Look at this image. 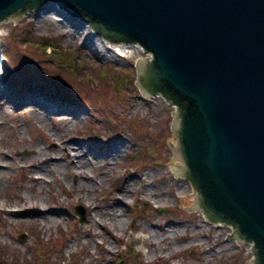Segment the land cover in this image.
<instances>
[{"label": "rangeland", "instance_id": "rangeland-1", "mask_svg": "<svg viewBox=\"0 0 264 264\" xmlns=\"http://www.w3.org/2000/svg\"><path fill=\"white\" fill-rule=\"evenodd\" d=\"M47 5L56 11V22L37 25L36 9L20 21L1 24L0 75L2 64L10 87L19 84L21 94L33 91L32 96L37 90L50 91L58 103L70 101L79 116L68 131L53 136L51 128L61 127V116L44 110L43 123L30 103L15 106L0 93V151L6 153L0 155L9 166L0 175V264H33L36 259L39 264H119L118 253L125 258L122 264H248L251 244L228 240L231 225L216 224L181 203L195 187L186 176H176L170 165L178 106L160 95L145 97L136 82L138 62L149 56L132 44L117 48L104 42L91 29L71 22L58 5ZM16 108L21 111L19 123ZM40 143L43 155L32 151ZM60 143L107 158L106 169L88 170L100 181L93 199L70 192L82 193L72 186L78 176L69 159L61 160V171L47 174L58 156L68 155L64 147L57 149ZM31 163L45 171L24 174V165ZM126 184L131 186L127 193ZM39 189L46 198L52 195L48 211L13 205L22 200L19 193L36 195ZM78 207L85 210L83 221ZM113 207L123 209L124 222L117 230L100 213ZM59 214L58 224L44 223V216ZM94 216L107 224L97 223ZM34 217L37 221L31 222Z\"/></svg>", "mask_w": 264, "mask_h": 264}, {"label": "water", "instance_id": "water-1", "mask_svg": "<svg viewBox=\"0 0 264 264\" xmlns=\"http://www.w3.org/2000/svg\"><path fill=\"white\" fill-rule=\"evenodd\" d=\"M50 3L152 53L137 83L178 106L170 165L195 187L181 203L264 264V0H0V24Z\"/></svg>", "mask_w": 264, "mask_h": 264}, {"label": "bare ground", "instance_id": "bare-ground-1", "mask_svg": "<svg viewBox=\"0 0 264 264\" xmlns=\"http://www.w3.org/2000/svg\"><path fill=\"white\" fill-rule=\"evenodd\" d=\"M37 13H38L37 17H36L37 25H40L42 23L47 24L50 22H56V20L53 16L54 13H56V11H53V9H51L48 5H44L43 7L38 9ZM71 22H73V23L76 22V19L71 18ZM84 27L90 29L89 25L86 23H85ZM95 36L99 37V36H97V34H95ZM134 44L135 43L132 44L133 47H139L140 46V45H136V44L134 45ZM123 46L130 47V45H123ZM117 47L119 48L122 46H117ZM139 49H141V47H139ZM4 71H5V68H4ZM4 74H6V73H4ZM5 77H6V75L3 78H1V80H0V88H2L0 93L2 95H6V93H7L5 88L1 86V84L6 82ZM7 87L12 92L11 94H13L15 97V98L11 99V103L14 104L15 106H20L22 103L24 104L25 102L30 103L31 107L34 109V113L39 115L37 117L43 123L47 122V120L44 118V110L47 111L48 115L57 114V115H59V117L60 116L62 117V120L60 121L61 127L52 126V128H51V131H52L51 134L53 136H58L62 132H65L66 130L68 131V129H70V125L72 123L74 124L77 121V117L79 116V114L75 110H73L69 104H65V101H61V103H58L57 97H55V95L50 96V95L44 93V91H42V90L36 91L43 98H48V99L52 100L53 101V103H52L49 101L41 100L40 98H38V94H35V96H32L33 91H30V92H28L27 97H24L23 101H21V100H19L21 93H19V91H17V89L19 88V84L14 86V87H10L7 85ZM23 89H28V86H25ZM3 103H4V106L7 108L8 104H6L5 102H3ZM57 104H61V105L58 106ZM19 109L20 108H16V110H15L16 112L13 113L15 116H17V119L15 122H18V123L21 121V119L19 117L21 114V111ZM62 121H64V122H62ZM16 125L18 126L17 123H16ZM12 143H14V142H12ZM113 143H114V141H113ZM62 147H64L63 151L68 152V155L66 156V158L62 157V156H58L57 159L53 163H51L50 166H48V170L46 171L47 174H49V172H51V171H61L63 168L61 165V160L64 159V161H66L67 159H69L70 165H72L71 168H73L72 170H73L74 174H76L78 176V181H76L72 186L76 190L81 189L80 191L82 193L77 194V193H74L73 191H70V192L73 195H78V197L84 199L85 201L87 199H90V200L93 199L92 196H93L94 191L96 190V184L99 183L100 181L96 180L93 177H90L88 174V170H90V169L93 170L95 167H104V165H107V163H109L107 158H102L98 154L93 155L92 153H88V154L83 153V151L80 149V147L77 151H74V149H73L74 145L73 146L72 145H63L62 143H60L58 145L57 149H60ZM32 151L34 153H40L42 155L45 153L43 148H42L41 143L36 147H32ZM0 154L2 156H4L6 153H5V151H0ZM90 154L93 155L91 158L88 157V156H90ZM1 155H0V175L2 176V174L8 170L9 166H8V160H6L7 158L2 159ZM117 155H119V154L115 153L114 156L112 157V159L116 160ZM101 158H102V160H101ZM37 166H38V163L37 164L31 163L28 165H24V174L27 170H30V172H29L30 176L33 175V173H35L34 172V171H36L35 169L42 170V172L45 171L43 166H38V167ZM104 168L106 169V167H104ZM47 174L45 173L46 176L45 177L42 176V178H40V181L45 182L47 180V177H48ZM101 181H102V179H101ZM1 182H2V180L0 181V183ZM130 187H131L130 184H128V185L126 184L124 186L123 191L125 193L129 192ZM19 196L22 198V200L17 199L18 204H17V202L13 204L17 207H20V206L25 207V206L29 205V206H37V207L40 206L46 211L51 209L49 207V205H47L48 204L47 199L50 198V196H52V195H50L48 198H46V196L43 194V191L41 189H39V191L37 192L36 195H34V193H30V194L28 193V195L25 196V195L19 193ZM12 203H13V200H9V204L12 205ZM94 203H95V205H94V208H95L96 202H94ZM1 210H4V208H0V211ZM104 212H100V213L106 219L111 221V225L113 226L114 230H117V228L120 225H122V223L124 222V218L122 217L123 209H121V208L118 209L117 207L116 208L113 207L111 209H104ZM54 213H57V212H54ZM51 216H52L51 219H48L46 216H44L43 217L44 223L46 220L49 225L58 224L60 222V219L62 218L61 215L59 217L54 216V215H51ZM93 220H96V222L102 224V226L107 224V222H105L103 220L100 221L95 216L93 217ZM36 221H37V218H35V217L31 220V222H36ZM21 222H24V220H22ZM92 234H93V236H95L96 232H92ZM151 238L149 239V237H148L147 242L151 243Z\"/></svg>", "mask_w": 264, "mask_h": 264}, {"label": "trees", "instance_id": "trees-1", "mask_svg": "<svg viewBox=\"0 0 264 264\" xmlns=\"http://www.w3.org/2000/svg\"><path fill=\"white\" fill-rule=\"evenodd\" d=\"M58 61L61 63V60L58 59Z\"/></svg>", "mask_w": 264, "mask_h": 264}]
</instances>
